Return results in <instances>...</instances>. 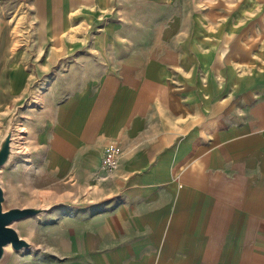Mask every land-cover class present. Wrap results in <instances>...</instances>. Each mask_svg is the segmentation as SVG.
<instances>
[{"label":"crops","instance_id":"crops-1","mask_svg":"<svg viewBox=\"0 0 264 264\" xmlns=\"http://www.w3.org/2000/svg\"><path fill=\"white\" fill-rule=\"evenodd\" d=\"M23 97L46 191L119 146L42 264H264V0H0V138Z\"/></svg>","mask_w":264,"mask_h":264},{"label":"rangeland","instance_id":"rangeland-1","mask_svg":"<svg viewBox=\"0 0 264 264\" xmlns=\"http://www.w3.org/2000/svg\"><path fill=\"white\" fill-rule=\"evenodd\" d=\"M52 73V68L46 67V81L49 80ZM46 84L48 83L46 82ZM51 93V90L46 92V96L43 99V105L47 109L51 108ZM24 98L15 101L14 107H10V113L7 114L3 121L4 128H7L9 117L14 113L12 115L14 153L9 164L0 169L1 185L5 192L4 209H9L10 207L26 208L27 206H42L50 209L41 213V215L26 217L13 223L12 226L18 235L29 241L34 248L13 251L9 247L5 256L0 260V264H42V261L48 258L47 254L43 253V248L48 244V230L53 229L52 227L57 224L58 219L69 216L73 209L87 205L88 200L101 197L99 184L109 178V174L104 176L102 174L103 171H99L100 173L91 176L84 189L80 187L79 190H72L71 193L46 191L42 181L35 176L34 169L30 166L29 159L34 151L27 146L25 141L26 127L20 119L23 113L21 107L24 104L28 105L30 101L35 108L38 106H36L37 102L33 104V100H31L33 97L27 100ZM43 150L44 148L41 146L40 152L43 153ZM75 188L77 187L75 186Z\"/></svg>","mask_w":264,"mask_h":264},{"label":"water","instance_id":"water-1","mask_svg":"<svg viewBox=\"0 0 264 264\" xmlns=\"http://www.w3.org/2000/svg\"><path fill=\"white\" fill-rule=\"evenodd\" d=\"M13 116L8 121V127L0 138V169L7 166L12 159L13 141L12 126ZM5 192L1 185L0 179V260L5 256L7 246L13 251H21L34 248L33 245L18 235L12 226L14 222L22 220L26 217H35L48 211L47 207H10L4 209Z\"/></svg>","mask_w":264,"mask_h":264},{"label":"built area","instance_id":"built-area-1","mask_svg":"<svg viewBox=\"0 0 264 264\" xmlns=\"http://www.w3.org/2000/svg\"><path fill=\"white\" fill-rule=\"evenodd\" d=\"M119 150V146L117 145H109L107 147L104 148L102 154V164H101V171L102 174L108 175L109 173L113 172L116 167H117V163H118V151Z\"/></svg>","mask_w":264,"mask_h":264},{"label":"bare ground","instance_id":"bare-ground-1","mask_svg":"<svg viewBox=\"0 0 264 264\" xmlns=\"http://www.w3.org/2000/svg\"><path fill=\"white\" fill-rule=\"evenodd\" d=\"M8 248H9V246H7V247L5 248V250L7 251V250H8Z\"/></svg>","mask_w":264,"mask_h":264}]
</instances>
